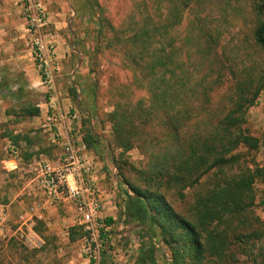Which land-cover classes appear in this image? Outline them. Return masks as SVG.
<instances>
[{
  "label": "rangeland",
  "instance_id": "rangeland-1",
  "mask_svg": "<svg viewBox=\"0 0 264 264\" xmlns=\"http://www.w3.org/2000/svg\"><path fill=\"white\" fill-rule=\"evenodd\" d=\"M42 1L50 22L42 31V37L54 47L58 58L54 88L49 90L42 84L41 72L33 52V40L36 36L28 31L24 4L18 0H8L0 10L6 12L4 10L7 9L12 14V19L9 20L11 35L7 38L10 43L6 52L8 59L10 55L13 57L11 61L14 62V67L7 65V69L1 68L0 78H7L11 89L16 88L18 92L20 90L21 99L0 100V124L8 128L12 124L31 121L34 118L25 116L23 109L38 108V117L42 123L31 131L34 133L32 138L37 136L38 140L50 146L46 148L54 147L51 154L47 152L48 157L52 159L53 155L56 157L54 160H58L62 149L43 127L46 116L49 113L56 116L60 113H76L78 119L74 122V136L87 147L88 154L93 159L102 162V170L107 176V186L102 191L103 194L105 191L112 194L114 199L111 206L114 213L107 214L103 203L100 229L87 230L74 225L70 211L46 204L42 211L43 219L37 221L34 227L35 233L42 239V247L27 248L16 238H12L8 243L0 241V264H94L97 260L101 261L103 250H108V264H134L142 228L120 218L127 199L125 191L133 193L122 181L115 159L118 165L123 167L126 178L140 187H145V183L138 172L145 168L147 162L138 149L128 152L117 148L110 149L111 125L105 118V114L113 110L108 94L110 82L127 83L131 74L123 66L118 47L107 49V41L97 37L94 21L90 16L82 14V9L89 3L97 16L106 18L117 28L125 23L143 27L147 18H152L155 28L167 33L174 46L179 49L176 60L185 63L186 72L195 74L192 75L190 85L199 80L203 81V87L211 86L209 110L224 115L232 106L231 99L236 98V90L241 82L248 84L251 89L262 88L256 105L248 110L246 122L242 125L249 136L259 139L262 143L264 50L255 40V32L260 24L256 0ZM3 44H6V41ZM85 51L96 52V56L91 60L83 53ZM33 68L36 79L32 81ZM15 80H18V85L14 83ZM82 87H86L88 92L83 93ZM94 87L97 89L96 96L93 95ZM142 97H146V93L138 92L137 98ZM51 98L55 109H50ZM67 99L71 101L70 108L69 104L67 107L64 102ZM87 109H92L95 114L92 124L88 123ZM7 112H10L9 116ZM88 127L93 128L100 136V141L91 148H88L84 141ZM19 134L32 139L24 131ZM239 151L244 153L241 161L243 166L246 165L252 171L257 168L264 169V147L254 152H247L246 149ZM239 170L236 166L226 169L218 176L216 173L204 177L196 188L184 191V198L180 197L176 189L165 193L179 213L192 219L190 209L195 199L216 188L225 178H237ZM16 174L14 192L20 194L28 175L23 171H17ZM255 182L254 205L244 212L240 211V217L230 218L227 223L219 226V230L226 231L231 238L228 255H235L237 264H253V258L263 245V242L252 243L244 249L234 240L235 234L241 232H250L253 229L264 231V176ZM2 196L4 195H0V203L8 205L9 201ZM25 198L34 197H19L25 207L41 203L33 199L28 204ZM18 214H14L12 210L10 229L17 228ZM108 218L115 220L111 226H106ZM102 231L107 234L105 245L100 239ZM157 247L158 264H170L169 248L159 245Z\"/></svg>",
  "mask_w": 264,
  "mask_h": 264
},
{
  "label": "trees",
  "instance_id": "trees-1",
  "mask_svg": "<svg viewBox=\"0 0 264 264\" xmlns=\"http://www.w3.org/2000/svg\"><path fill=\"white\" fill-rule=\"evenodd\" d=\"M256 10L260 24L255 40L264 50V0H256ZM82 11L94 21L97 37L107 41V49L118 47L123 66L131 74L127 83L110 82L108 94L113 110L105 118L111 125L110 149H138L147 162L138 172L145 183L140 187L126 178L115 159L122 181L133 193L125 191L127 199L120 218L142 228L136 264H158V245L169 248L170 264H237L235 255H228L231 238L219 226L254 205L255 181L264 176V169L252 171L243 166L244 153L239 151L254 152L264 147V141L249 136L242 127L262 88L251 89L241 82L236 98L231 99L232 106L224 115L216 113L208 109L211 86L203 87L199 80L190 85L195 74L186 72L185 63L176 60L179 49L167 33L155 28L152 18H147L143 27L125 23L117 28L97 16L89 3ZM83 53L91 60L96 56V52ZM10 84L7 78H0V100L6 93L12 95ZM141 91L146 97L137 98ZM82 92L88 89L82 87ZM93 95H97L96 87ZM22 112L30 118L40 115L35 107H25ZM86 112L92 124L95 114L92 109ZM1 139H9L15 147L21 141L32 145L28 136L15 134L2 124ZM84 141L91 148L100 136L88 127ZM236 166L240 169L237 178H225L195 199L190 209L192 219L179 213L167 198L165 192L171 189L184 198V191L196 188L204 177L218 176ZM114 221L108 218L106 226ZM100 239L105 245L107 234L102 231ZM234 240L244 249L263 242L252 263L264 264V231L241 232ZM107 257L108 250H103L100 264H108Z\"/></svg>",
  "mask_w": 264,
  "mask_h": 264
},
{
  "label": "built area",
  "instance_id": "built-area-1",
  "mask_svg": "<svg viewBox=\"0 0 264 264\" xmlns=\"http://www.w3.org/2000/svg\"><path fill=\"white\" fill-rule=\"evenodd\" d=\"M24 4V17L33 40V52L41 72L42 84L49 90L54 88L57 71V55L54 47L42 37V31L49 26V18L42 0H20ZM50 109H55L50 100ZM44 128L60 145L62 154L55 161H36L21 167L19 150L10 146L13 161L5 165L7 171H23L28 175V184L19 197H41V203L28 205L16 217L17 228L10 229L13 203H0V241L8 243L18 239L30 249L42 247V239L35 233L36 222L43 219L44 205L68 210L74 225L87 230H99L100 214L103 208V191L94 179L97 173L95 160L88 154L87 147L79 142L74 132L76 113L47 114ZM45 198V199H44ZM95 259V258H94ZM97 260V258H96ZM94 264H100V261Z\"/></svg>",
  "mask_w": 264,
  "mask_h": 264
},
{
  "label": "crops",
  "instance_id": "crops-1",
  "mask_svg": "<svg viewBox=\"0 0 264 264\" xmlns=\"http://www.w3.org/2000/svg\"><path fill=\"white\" fill-rule=\"evenodd\" d=\"M20 1V0H18ZM5 3H8V0H0V7L3 6ZM4 11L6 12H1L0 10V69H7V65H9L10 67H14V62H12V56L10 55L9 59H8V52H6V49L8 47V44L10 43V41H7V38L11 32V22L9 21L10 19H12V14H10V12L7 11V9H5ZM14 16V15H13ZM6 41V44H3V42ZM60 59V58H59ZM5 60V61H3ZM5 62V63H4ZM9 63V64H6ZM57 65H58V58H57ZM7 76V75H6ZM32 76L33 79H31L32 81L36 79V74H35V69L33 68L32 70ZM36 82V81H35ZM15 84L18 85V80H15L14 82ZM19 86H20V82H19ZM22 86V85H21ZM12 92L11 94L6 93L7 95L5 96V99L7 98H16V99H21V94L18 92V90H16V88L13 89H9ZM4 99V98H3ZM1 99V100H3ZM2 102V101H1ZM66 106L68 107L69 104V108L71 106V101L69 99L64 101ZM42 121L40 117H36L31 121L28 122H24L21 124H12L11 126H8V128L6 127V129H8L11 132H14L15 134H18L19 132H25L28 133L30 135V137L32 138L33 136V132H31L33 129H36V127H40ZM44 127V126H43ZM32 145L28 146L27 142L25 141H21L18 144V150H19V159H20V165L21 167L29 164V163H33L36 161H46V160H54L56 157L52 155V159L50 157H48V153L50 152L51 154V150L53 151L54 147L51 148H46V147H50V146H46L41 140H38V137H34L31 139ZM13 145V143L9 140V139H3L0 140V195H4L2 197H5V200L9 201V203H15L13 205V213L17 214L20 213L22 211L25 210V206L23 204V201L21 199H19V193L16 191L14 192V190H16V188L14 187L16 181H15V177H16V173L17 171H7L5 169V165L6 166H10L11 161H13L12 156L10 154V146ZM15 146V145H13ZM47 154V155H46ZM95 160V159H94ZM55 161V160H54ZM96 166H97V173L94 177V179L96 180L98 186L101 189L106 188L107 186V182H106V174L103 172V164L101 161H98V159L95 160ZM28 184V180L26 181V183L23 185L22 189H24L26 187V185ZM104 198H103V203H104V207L106 210L107 214H113L114 210L111 206L112 204V200L114 198H112V194H110V192L107 194V192L105 191ZM26 202L29 204L31 202V200H39L42 201L41 197H34V198H25ZM134 264H136V260H134Z\"/></svg>",
  "mask_w": 264,
  "mask_h": 264
},
{
  "label": "water",
  "instance_id": "water-1",
  "mask_svg": "<svg viewBox=\"0 0 264 264\" xmlns=\"http://www.w3.org/2000/svg\"><path fill=\"white\" fill-rule=\"evenodd\" d=\"M69 28L71 29V25H69Z\"/></svg>",
  "mask_w": 264,
  "mask_h": 264
}]
</instances>
